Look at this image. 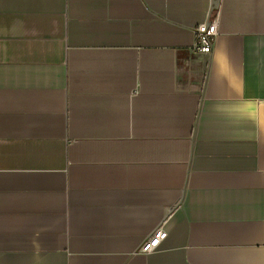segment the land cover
<instances>
[{"label":"crops","instance_id":"0c3cea01","mask_svg":"<svg viewBox=\"0 0 264 264\" xmlns=\"http://www.w3.org/2000/svg\"><path fill=\"white\" fill-rule=\"evenodd\" d=\"M212 1L0 0V264H264V0L206 54Z\"/></svg>","mask_w":264,"mask_h":264},{"label":"built area","instance_id":"2783aa9c","mask_svg":"<svg viewBox=\"0 0 264 264\" xmlns=\"http://www.w3.org/2000/svg\"><path fill=\"white\" fill-rule=\"evenodd\" d=\"M218 24L219 16L212 11L208 21L195 29V51L206 54L212 53L214 41L218 35ZM166 238L167 232L163 230L162 226L158 227L150 237L145 239L139 252L144 255L152 253Z\"/></svg>","mask_w":264,"mask_h":264},{"label":"water","instance_id":"95a60500","mask_svg":"<svg viewBox=\"0 0 264 264\" xmlns=\"http://www.w3.org/2000/svg\"><path fill=\"white\" fill-rule=\"evenodd\" d=\"M220 0H213L212 1V11H216L219 9Z\"/></svg>","mask_w":264,"mask_h":264}]
</instances>
